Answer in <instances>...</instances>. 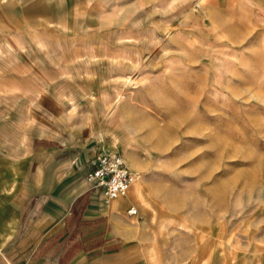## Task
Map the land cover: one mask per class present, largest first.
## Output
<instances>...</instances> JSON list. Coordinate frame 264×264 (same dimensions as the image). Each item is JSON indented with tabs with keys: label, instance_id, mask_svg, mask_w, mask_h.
Returning a JSON list of instances; mask_svg holds the SVG:
<instances>
[{
	"label": "rangeland",
	"instance_id": "374dc122",
	"mask_svg": "<svg viewBox=\"0 0 264 264\" xmlns=\"http://www.w3.org/2000/svg\"><path fill=\"white\" fill-rule=\"evenodd\" d=\"M6 5L0 153L34 162L49 144L50 162L115 149L155 184L147 220H191L253 263L264 252V0H57L50 19ZM69 168L64 188L76 191L80 171ZM63 228L60 247L72 233Z\"/></svg>",
	"mask_w": 264,
	"mask_h": 264
},
{
	"label": "crops",
	"instance_id": "0c3cea01",
	"mask_svg": "<svg viewBox=\"0 0 264 264\" xmlns=\"http://www.w3.org/2000/svg\"><path fill=\"white\" fill-rule=\"evenodd\" d=\"M56 3L57 0H0L6 6L14 4L13 9L18 6L24 19H50L47 11ZM60 3L79 4L78 7L86 9L89 0H60ZM71 9L68 6L67 11ZM121 100L122 95L116 108ZM105 105L109 109L111 104ZM121 125L131 130L126 114ZM104 138L110 141L109 135L104 134ZM48 145L37 146L43 151L37 158L39 161L34 162L24 155L0 153V264H206L210 260H216V264H243L235 246H225L222 235H205L191 220L183 224L171 220V215L154 222L147 220V215H155L156 207L150 205L144 191L155 200L152 192L157 191L155 184L141 176L138 164L128 163L120 152L117 151L129 168L139 174L142 185L139 187L138 182L134 185L133 180L124 194L103 202L99 191L87 189L83 179L102 148L94 150L92 156L78 150L74 161L50 157L49 162L48 151H44ZM49 163L56 191H48ZM65 165L68 170L74 165V171H80V183L83 182L80 189L64 188L72 171L65 174ZM42 166L44 173H37ZM130 204L136 206V213L126 210ZM158 208L162 210L160 205ZM65 225H69L71 239L60 247L68 232L63 228ZM174 228L185 235L171 233ZM53 235L58 237L48 246L47 239ZM257 255L251 264L260 261L264 264V252Z\"/></svg>",
	"mask_w": 264,
	"mask_h": 264
},
{
	"label": "built area",
	"instance_id": "2783aa9c",
	"mask_svg": "<svg viewBox=\"0 0 264 264\" xmlns=\"http://www.w3.org/2000/svg\"><path fill=\"white\" fill-rule=\"evenodd\" d=\"M83 179L87 189L99 191L101 200L107 202L125 193L128 185L135 179V173L120 153L101 149L95 154ZM126 210L135 212L136 206L130 204Z\"/></svg>",
	"mask_w": 264,
	"mask_h": 264
},
{
	"label": "bare ground",
	"instance_id": "6f19581e",
	"mask_svg": "<svg viewBox=\"0 0 264 264\" xmlns=\"http://www.w3.org/2000/svg\"><path fill=\"white\" fill-rule=\"evenodd\" d=\"M139 183H140V182H139ZM129 185H130V184H129ZM129 185H128V187H129ZM128 187L126 188V190L128 189ZM126 190H125V191H126ZM116 197H117V196H116ZM116 197H115V198H116ZM113 199H114V198H113ZM136 211H137V208H136L135 212H133V213H136ZM133 213H131V214H133Z\"/></svg>",
	"mask_w": 264,
	"mask_h": 264
}]
</instances>
